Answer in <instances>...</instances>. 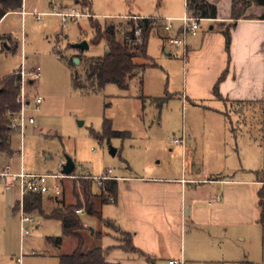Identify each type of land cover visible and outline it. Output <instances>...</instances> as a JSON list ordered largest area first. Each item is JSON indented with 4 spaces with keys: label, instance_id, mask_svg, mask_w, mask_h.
Instances as JSON below:
<instances>
[{
    "label": "rangeland",
    "instance_id": "obj_1",
    "mask_svg": "<svg viewBox=\"0 0 264 264\" xmlns=\"http://www.w3.org/2000/svg\"><path fill=\"white\" fill-rule=\"evenodd\" d=\"M90 1L92 7L83 8L82 0H24L23 12L9 15L0 24V83L15 73L26 74L27 115L36 121L24 137L19 133L14 136V156L0 157V174L10 165L17 176L26 172L61 177L71 159L77 167L76 179L49 182L52 190L60 187L64 192L58 199L44 197L47 215L61 209L62 201L68 206H85L84 179L80 176L86 174L97 178L112 171L115 178L176 180L190 178L196 169L224 180L254 178L264 182V107L254 104L234 113L232 122L238 137L224 140L220 126L211 124L216 119L222 121L220 117L192 104L184 106V51L176 52L163 42L167 35L164 29L151 37L149 58L135 60L142 71L130 81L128 91L114 85L103 92L75 88L74 73L84 77V62L103 57L106 45L93 46L95 32L89 18L69 20L65 25L56 14L88 10L103 27L119 26L129 17L154 18L159 20L158 26L174 20L176 30L187 17L186 0ZM201 27L208 32L212 25L202 23ZM80 43H88L90 50L74 49ZM80 58L84 62L74 65ZM37 69L42 78L31 84L30 76ZM39 98L43 103L38 107ZM106 121L113 132L123 134L121 139H112L109 144L94 138V132L103 133ZM177 140H184L185 147L174 145ZM6 187L0 182V264H17L20 259L22 264H60L62 254L77 249L78 243L70 239L62 246L51 243L63 238L62 225L43 219L39 213L28 215L36 223L26 226L31 236L22 237L21 213L15 212L18 203L22 206L21 193ZM94 192L100 194L97 188ZM116 210L113 204L104 207V221L114 217ZM257 213L260 220L259 206ZM83 222L86 252L119 244L121 237L100 226L95 218L84 216ZM93 231L109 232L117 241L94 238ZM230 231L236 234L234 227Z\"/></svg>",
    "mask_w": 264,
    "mask_h": 264
},
{
    "label": "crops",
    "instance_id": "obj_2",
    "mask_svg": "<svg viewBox=\"0 0 264 264\" xmlns=\"http://www.w3.org/2000/svg\"><path fill=\"white\" fill-rule=\"evenodd\" d=\"M205 2L218 9V19L203 20L212 25L210 30L205 32L200 25L198 36L189 38L183 52L186 86L182 97L184 106L192 104L220 117L222 121L211 124L220 126L228 142L238 137L234 113L254 104L264 107V8L253 6L236 22L232 20V0ZM150 19L154 18L129 17L126 21ZM229 30L230 52L224 35ZM169 37L167 33L163 38L165 44ZM167 54L171 56L169 51ZM214 176L196 169L190 178L176 180L115 178L112 174L119 193L115 216L108 220L132 235L135 247L153 264H264V237L257 213L264 183L254 178ZM233 227L236 234H231ZM102 234L106 235L103 240L117 241L109 232ZM118 242L104 249H115L109 263L151 264L120 250L121 239Z\"/></svg>",
    "mask_w": 264,
    "mask_h": 264
},
{
    "label": "trees",
    "instance_id": "obj_3",
    "mask_svg": "<svg viewBox=\"0 0 264 264\" xmlns=\"http://www.w3.org/2000/svg\"><path fill=\"white\" fill-rule=\"evenodd\" d=\"M232 20L241 21L248 11L253 7L264 8V0H232ZM83 8L92 7L90 0H82ZM24 0H0V24L11 14L22 13ZM187 14L200 20L218 19V9L215 6L207 4L205 0H186ZM90 22L95 32V39L92 44L99 47L102 43L106 45V53L103 57L87 60L83 58L80 61L85 63L86 69L84 77L78 72L73 75L74 86L80 91L103 92L105 89L114 85L121 91H128L130 81L139 75L142 68L135 63L138 57L149 58L148 49L151 37L155 32H160L162 26H158L159 20H130L119 26L115 24L103 27L95 17L91 15ZM141 30L143 34V45L131 48L126 43L128 36L135 37V33ZM126 33V37L124 36ZM227 40V50L230 52L232 44V35L230 30L225 32ZM73 63V62H72ZM74 64V63H73ZM75 65V64H74ZM72 69L73 65L70 64ZM22 93V72L15 73L0 83V157H13L12 141L17 134L11 130L12 117L20 113L21 108L17 100ZM218 94V88L216 89ZM94 138L104 142L112 139H121L123 134L112 131V125L106 121L102 134L93 133ZM76 175L74 173L73 177ZM264 183V182H263ZM83 195L85 206H68L64 201L59 202L61 209L55 210L47 215L44 211L45 198L41 195H26L24 198V209L27 215L39 213L40 216L48 221H57L62 225L63 238L50 240L51 243L62 246L66 239L74 240L78 243L77 249L71 254H62L59 257L60 264H111L108 257L115 249L103 250L95 249L86 252L87 238L84 236L86 227L83 217L77 215V211L85 208V217L95 218L100 226L111 229L116 235L121 237L120 250L130 255H138L142 259L153 264L151 259L143 252L139 251L134 245V238L130 234L123 233L117 224L110 221H104L102 210L111 205V200H117L119 193V183L116 181H105L99 183L96 180H84ZM100 191L96 195L94 189ZM64 192V190H63ZM259 208L261 216L259 224L264 237V186L259 192ZM21 204L16 206L15 212L20 211ZM106 235L95 233L94 238L103 239ZM248 264V263H247Z\"/></svg>",
    "mask_w": 264,
    "mask_h": 264
},
{
    "label": "built area",
    "instance_id": "obj_4",
    "mask_svg": "<svg viewBox=\"0 0 264 264\" xmlns=\"http://www.w3.org/2000/svg\"><path fill=\"white\" fill-rule=\"evenodd\" d=\"M56 6V3H53ZM57 17L61 18L63 23L66 25L69 20H80L84 18H91L89 15L88 10L83 11V13L73 10L72 12L68 14H56ZM138 21V20H135ZM177 21L174 20H168V22H165L164 30L166 33L170 34V37L168 39L169 45L174 49L176 52L185 51L189 44V38H196L200 31V25L203 20L192 18L189 15L180 22L183 23V27L180 30H176L174 27V23ZM124 36L126 37V33L124 32ZM127 45H129L131 48L140 47L143 45V34L141 30H138L135 33V37L128 36L126 39ZM42 78V73L40 69H37L34 71L31 76L30 80L31 83L34 84L35 82L39 81ZM27 77L24 72H22V93L19 99L17 100L18 106H20L21 111L20 113L14 115L11 120V130H13L16 133H19L24 137L25 133L30 127H33L36 125V121L33 118H28L27 115V108L30 106V102L28 100V96L26 94L27 90ZM43 103V100L41 98L37 99L36 105L39 107ZM175 145H181L185 147V141L184 140H177L174 142ZM21 157L22 154L18 155L17 157ZM12 161H14V158H12ZM113 174L112 171L108 172L107 175L103 178L94 179L90 177L88 174H86L84 177L80 176L81 179H88V180H96L99 183L105 182V181H116L115 179L111 178V175ZM67 179L66 177H39V176H33L28 175L26 172H23L20 175H13L11 171V166L8 165L4 172L0 174V180L3 183H6L8 188L10 189H17L19 188L23 197V202L21 206V226H22V237L26 238L31 236V231L29 229H26V226H35V220L34 218H31L25 213L24 209V198L26 195L32 194V195H41L43 197L52 196L55 199H58L62 197L63 191L60 187H56L54 190H52L49 187L50 181H63ZM68 179H76L73 176ZM115 200H111V204L115 205ZM77 215L84 217L85 211L80 210L77 211ZM17 264H22V260H18ZM174 264H182L180 262H175Z\"/></svg>",
    "mask_w": 264,
    "mask_h": 264
},
{
    "label": "water",
    "instance_id": "obj_5",
    "mask_svg": "<svg viewBox=\"0 0 264 264\" xmlns=\"http://www.w3.org/2000/svg\"><path fill=\"white\" fill-rule=\"evenodd\" d=\"M74 49L79 50L81 52H86L90 50V45L88 43H80L77 46H75ZM80 63H81L80 60L75 61V65L77 66H79ZM109 144H110V141H109ZM112 154L115 156L116 152L113 151ZM76 169H77L76 164L71 159H68L67 164L63 167L62 174L66 178H71L76 172ZM92 234L94 236L95 232L93 231Z\"/></svg>",
    "mask_w": 264,
    "mask_h": 264
}]
</instances>
